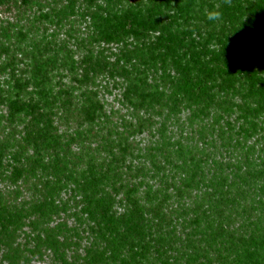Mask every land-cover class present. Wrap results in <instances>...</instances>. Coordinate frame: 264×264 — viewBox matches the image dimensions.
Instances as JSON below:
<instances>
[{"label": "trees", "instance_id": "obj_1", "mask_svg": "<svg viewBox=\"0 0 264 264\" xmlns=\"http://www.w3.org/2000/svg\"><path fill=\"white\" fill-rule=\"evenodd\" d=\"M183 112L264 138V0H0V264H264V145L175 143L150 186L138 138Z\"/></svg>", "mask_w": 264, "mask_h": 264}, {"label": "rangeland", "instance_id": "obj_2", "mask_svg": "<svg viewBox=\"0 0 264 264\" xmlns=\"http://www.w3.org/2000/svg\"><path fill=\"white\" fill-rule=\"evenodd\" d=\"M81 6V5H79ZM36 10V9H35ZM68 27V26H67ZM67 27L63 28L61 27L59 29V39L66 43L67 46L72 49L75 55V60L80 61L83 57L82 52L78 51L77 47V41L76 39L80 37V35H75L70 38L69 35H67ZM85 27V26H84ZM82 26V24L79 22V33L80 31L82 33L85 32V28ZM50 33L52 31H55V28H52L51 26L48 25ZM38 31V29H36ZM74 35V34H73ZM76 37V38H75ZM68 39V40H67ZM104 47V45L101 46V49ZM112 51L114 54H118V51L116 47L110 46L108 50H106V55L110 54V52L107 51ZM66 77V76H65ZM66 83H69V81L66 79ZM104 83V82H103ZM105 84V83H104ZM107 90V91H106ZM103 90V97L104 100L107 103V110L108 112H120L122 115L129 118V113H127V110L125 107L121 104L120 99H121V93L122 91L119 90L118 88H115L112 84H109L107 86V89ZM120 117V116H119ZM234 120H236V117H233ZM231 119V121H234ZM158 124L152 128V133H146L142 135L141 137L138 138V142L140 145V149L142 150V160L145 162V164L149 167L152 168L151 162L146 161L148 158V152L153 151L155 155V162L157 164H162L160 167L163 169L164 173H160L159 181H153V179L148 178L150 186L154 188L155 191L160 189V183L163 181L161 180L162 176L165 174L168 176V179H174L175 177L177 179H183L182 176L184 173L177 169L174 165L171 166H164L163 163H165V154H171L172 157L176 163L181 164L178 162V154L174 149H172L171 145L173 147L176 146L175 143L180 142L181 144H178V146L182 145L184 146L185 150L188 148L192 149L195 151V148H199L200 150L202 148L206 149V146H209V151L211 153H215L217 155V159L224 160L225 162L230 160H238L242 162L245 159V149L248 147H255V152L253 151L252 153L246 152L249 156L252 157V159H257L260 154L259 150L261 149L260 146L264 145V138H261L258 140L257 137L249 140V141H244L242 142V134H239V129L240 125L242 124L241 122L236 121V125L234 126V129H227V127H222L219 128V125L215 123L214 120H205L203 121V124L200 122H196L194 118L191 117V114L187 112H183L179 115L176 116H171V117H165V118H157ZM224 122H221V125H224ZM206 139V143H204V140ZM243 147H242V146ZM188 147V148H187ZM213 147H216L218 150L217 152H213ZM245 148V149H240V148ZM260 148V149H258ZM163 150L166 151V153H163ZM208 151V150H207ZM182 158H185V161L188 159L187 156H182ZM222 158V159H221ZM141 163V162H138ZM224 172L226 174H231L233 178H235L233 175H235V170H226L224 169ZM177 175H182V176H177ZM64 199L67 201H70L72 198L70 195L64 196ZM194 217V215H191ZM72 221L70 224L72 225ZM168 249V246L166 247ZM183 250V248L181 247ZM84 252H81L83 254ZM172 254V253H170ZM32 264H50L49 258H45L44 260H34Z\"/></svg>", "mask_w": 264, "mask_h": 264}, {"label": "clouds", "instance_id": "obj_3", "mask_svg": "<svg viewBox=\"0 0 264 264\" xmlns=\"http://www.w3.org/2000/svg\"><path fill=\"white\" fill-rule=\"evenodd\" d=\"M221 14L219 12H211L207 15V19L211 21H217L220 19Z\"/></svg>", "mask_w": 264, "mask_h": 264}]
</instances>
